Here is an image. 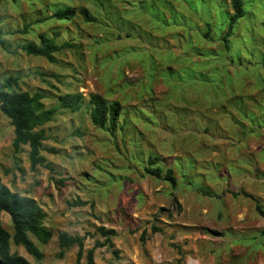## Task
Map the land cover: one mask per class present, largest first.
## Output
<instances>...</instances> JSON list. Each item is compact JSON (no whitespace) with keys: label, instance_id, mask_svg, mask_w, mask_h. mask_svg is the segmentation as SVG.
<instances>
[{"label":"rangeland","instance_id":"obj_1","mask_svg":"<svg viewBox=\"0 0 264 264\" xmlns=\"http://www.w3.org/2000/svg\"><path fill=\"white\" fill-rule=\"evenodd\" d=\"M67 7L87 8L95 21L77 14L37 23ZM232 14L230 0L0 1L9 50L0 48V80L17 78L21 91L44 94L46 109L58 108L61 95L84 96L80 111L59 109L42 127L44 146L58 152H42L53 171L31 169L29 146L15 150L14 128L0 112L2 182L34 198L53 232L46 245L31 236L42 260L13 242L12 253L31 264H77V246L59 255L66 232L85 238L87 264L105 227L116 231L114 247L97 248L95 264H264V222L252 200L232 195L245 191L264 204V0H246L227 48ZM26 25L29 33H19ZM40 34L74 48L55 64L10 53ZM223 68L218 84L203 81ZM92 94L122 104L115 134L93 125ZM235 98L253 116L236 111ZM149 157L160 159L152 168L174 171L175 189L146 172ZM0 218L13 235L11 217Z\"/></svg>","mask_w":264,"mask_h":264},{"label":"trees","instance_id":"obj_2","mask_svg":"<svg viewBox=\"0 0 264 264\" xmlns=\"http://www.w3.org/2000/svg\"><path fill=\"white\" fill-rule=\"evenodd\" d=\"M3 1V0H0ZM16 3L19 0H11ZM233 14L230 16L228 21V33L224 38V43L227 44L229 35L233 31L235 25L246 16V0H230ZM80 14L86 22H94L95 18L91 15L87 8H63L55 11L51 16L44 20H38L37 23H43L50 19L58 21L72 20ZM30 25H26L24 30L19 32L22 34H28ZM0 48L8 50V42L5 39L4 33L0 30ZM74 45L70 42L58 43L55 37H50L45 34L38 36V41H31L25 45H19L10 52L12 54H18L23 52L28 56L42 57L50 63H57L56 54L61 53L64 50L73 49ZM213 72L217 75L216 80H207L203 77V81L207 84H218L219 77L223 70ZM252 71V70H251ZM250 71V72H251ZM246 79L252 78L253 73L245 72ZM207 77V76H206ZM250 77V78H249ZM261 80V77H258ZM249 81V80H248ZM233 90V89H232ZM211 89L206 90V96L210 97ZM233 92V91H232ZM234 93V92H233ZM238 92L234 94L237 95ZM228 96L232 94H227ZM46 98L44 94L24 92L19 89L18 79L9 77L4 80H0V112L8 118L11 126L14 128L15 138L13 141V147L16 151H19L22 146H29L31 169L36 171L38 166L51 169L47 164V159L42 155L43 151L50 154L58 153L54 148H46L44 142L47 140L45 131L42 129L43 126L50 123L58 110H69L73 113L80 111L83 107L84 96L80 93H67L59 96V107L46 109L43 100ZM226 98L224 95L222 98ZM216 99V95H215ZM238 104L235 105L236 111L248 109V105L245 99L235 98ZM89 105L91 106L90 118L93 125L100 129H108L111 134H115L119 129V124L123 116V106L118 101L109 102L101 94H92L89 97ZM250 112V111H249ZM253 116V112H250ZM160 161L158 157H149V166L146 168V172L151 176L167 181L171 184L172 188L177 187V179L172 169L167 170L164 173L160 167L152 168V165L157 164ZM234 197L240 195L252 200L255 204L256 213L262 218L264 222V204L261 200L245 191L240 194L232 193ZM174 203L178 207V211H182V207L175 195H173ZM85 202L76 203V205H85ZM6 213L11 217L13 222L14 233L13 235L7 231L0 218V264H31L26 258L19 255L18 253H12L11 243L15 246H22L26 252L33 256L36 260H42L44 254L41 252L36 243L31 239V236L36 238L40 243L46 245L53 238V232L45 225L47 218L46 212L39 205V203L32 197L23 196L19 193L13 192L10 188L3 184L0 177V215ZM160 232L158 228H153V233ZM97 233L105 239L103 243H96L95 247L89 250L86 254L87 264H95L94 254L95 250L100 247H114L112 238L115 237L116 231L113 229H107L105 227L97 228ZM264 236V230L262 232ZM142 243L145 244L146 232L141 237ZM84 242L85 238L80 236H71L66 232L59 235V246H60V257L64 256L65 250L78 247L76 263L80 264L84 256Z\"/></svg>","mask_w":264,"mask_h":264}]
</instances>
